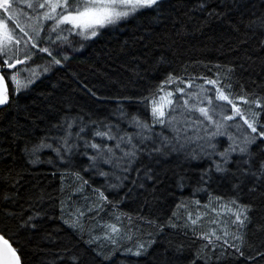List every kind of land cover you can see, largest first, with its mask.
<instances>
[{"label": "snow or ice", "instance_id": "6c2138e0", "mask_svg": "<svg viewBox=\"0 0 264 264\" xmlns=\"http://www.w3.org/2000/svg\"><path fill=\"white\" fill-rule=\"evenodd\" d=\"M259 6L0 0V264H264V81L234 91L243 63L172 68L180 42L214 24L264 61ZM37 81L50 87L33 95ZM81 96L116 107L99 116Z\"/></svg>", "mask_w": 264, "mask_h": 264}, {"label": "trees", "instance_id": "16d2710c", "mask_svg": "<svg viewBox=\"0 0 264 264\" xmlns=\"http://www.w3.org/2000/svg\"><path fill=\"white\" fill-rule=\"evenodd\" d=\"M256 2L257 8L255 10L259 11V0H256ZM133 27V25H127L124 30L120 32H114L113 34L104 37L100 43L86 49L84 55L80 57V60L86 63L92 57L93 53L99 55V50L101 48L107 47L112 49L117 47L120 42L128 39V30L132 29ZM238 40L239 37L237 35L230 33L226 27L221 25L214 24L210 28L206 29L203 33L195 32L180 42V47L173 56L172 68H174L176 73L179 74L184 63H191L195 60H202L205 64L209 65H238L243 63V70L238 71L236 74V83L233 85V90L239 91L240 86H242L245 90L250 89L253 87V82L259 84L260 82L264 81V61L256 60L255 64H250L249 62L245 61L244 55L247 49L240 48L238 45ZM253 59L255 60L256 58L253 57ZM116 71L117 69H112L113 73ZM190 71L194 73L203 72L205 75H212L211 72L200 67L191 68ZM87 75L91 83L100 87L104 94L113 95L116 93L115 88L105 86L107 82L104 81L102 76L94 77L91 74ZM162 76L163 73H161L159 77L153 82L158 83ZM57 79L67 80L68 77L65 73H58L52 82L55 83ZM49 87L50 85L47 81L43 84L37 81L36 84L33 85V88L36 90L33 95L38 94L41 91H45ZM9 89L11 91V85H9ZM31 98V96H27L22 102L28 103L30 102ZM80 103L87 105L89 109L95 110L99 116L108 115L109 110L116 107L115 101H108L98 105L91 98L84 96H81ZM135 111V107H129V112ZM169 204H171V201H169ZM133 207L134 205H122V208H124L125 211H130ZM114 260H116V264H126L125 258L121 256L120 253L116 254ZM143 264H150V262L145 259L143 260ZM178 264H183V262H178Z\"/></svg>", "mask_w": 264, "mask_h": 264}]
</instances>
